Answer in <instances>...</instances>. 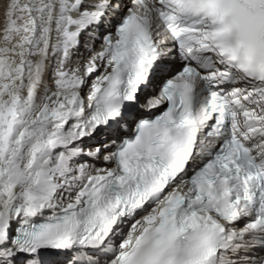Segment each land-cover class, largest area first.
<instances>
[{"label":"snow or ice","instance_id":"snow-or-ice-1","mask_svg":"<svg viewBox=\"0 0 264 264\" xmlns=\"http://www.w3.org/2000/svg\"><path fill=\"white\" fill-rule=\"evenodd\" d=\"M2 8L0 264H264V0Z\"/></svg>","mask_w":264,"mask_h":264},{"label":"bare ground","instance_id":"bare-ground-1","mask_svg":"<svg viewBox=\"0 0 264 264\" xmlns=\"http://www.w3.org/2000/svg\"><path fill=\"white\" fill-rule=\"evenodd\" d=\"M2 4H3V0H0V12L3 11Z\"/></svg>","mask_w":264,"mask_h":264}]
</instances>
